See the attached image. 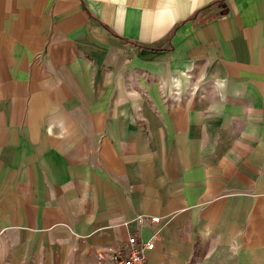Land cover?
Here are the masks:
<instances>
[{"label":"crops","instance_id":"crops-1","mask_svg":"<svg viewBox=\"0 0 264 264\" xmlns=\"http://www.w3.org/2000/svg\"><path fill=\"white\" fill-rule=\"evenodd\" d=\"M131 235L264 264V0H0V264Z\"/></svg>","mask_w":264,"mask_h":264},{"label":"built area","instance_id":"built-area-1","mask_svg":"<svg viewBox=\"0 0 264 264\" xmlns=\"http://www.w3.org/2000/svg\"><path fill=\"white\" fill-rule=\"evenodd\" d=\"M146 220L157 223L161 219L159 217H137V221L140 223H144ZM156 237L146 241L140 240L136 235H131L124 249L97 253L96 259L99 263L109 261L110 264H148V253L154 249Z\"/></svg>","mask_w":264,"mask_h":264}]
</instances>
